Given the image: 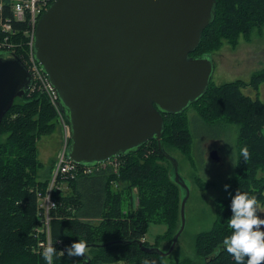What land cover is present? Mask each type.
<instances>
[{"label":"trees","instance_id":"1","mask_svg":"<svg viewBox=\"0 0 264 264\" xmlns=\"http://www.w3.org/2000/svg\"><path fill=\"white\" fill-rule=\"evenodd\" d=\"M253 1H257V6ZM2 10V18L9 20L17 32L9 38L13 50L0 49V53L10 51L24 61L23 55L28 51L24 25L11 19L6 2ZM244 11L247 15H243ZM215 12L214 21L204 29L191 56L211 54L206 43L221 22L231 29L238 24L244 30L245 24H250L249 29L257 26L264 20V0H216ZM3 36L0 30V40ZM263 80L264 68L253 74L250 84L257 88ZM240 86V81L220 87L209 84L204 96L192 105L208 102L209 112L202 106L199 109L198 116L203 122L225 116L239 124V179H230V191L233 194L235 190L247 191L264 202V178H255L256 171L264 168V103L244 96ZM184 112L164 115L160 148L157 140L152 139L137 151L119 156L118 173L102 167L89 173L80 171L57 177L51 189L56 206L49 211L50 244L59 250L83 238L89 247L83 257H68L65 250L54 259V264H144L145 260L154 264H237L222 244L224 237L232 232L228 222L231 210L225 203H217L216 212L227 226L219 227L215 223L208 232L196 235L194 258L185 256L170 262L166 256L145 252L139 245L141 242L147 247H157L163 241L171 244L180 226L181 190L171 177L172 165L163 152L169 143L188 153L191 120L188 129L181 118ZM55 113L45 96L27 91L24 97L14 100L1 120L0 264H47L43 249L38 246L46 236L36 231L43 225L36 191L46 192L51 169L44 170V180H38L42 164L37 157V140L55 130ZM245 145L250 152L247 160L240 155V148ZM64 184L66 192L62 188ZM150 223L166 225L153 244L144 238Z\"/></svg>","mask_w":264,"mask_h":264},{"label":"water","instance_id":"2","mask_svg":"<svg viewBox=\"0 0 264 264\" xmlns=\"http://www.w3.org/2000/svg\"><path fill=\"white\" fill-rule=\"evenodd\" d=\"M216 0H53L32 37V54L55 88L70 141L66 156L93 167L137 151L155 139L160 148L164 115L184 112L206 93L213 63L209 54L190 56L215 19ZM32 84L15 53H0V124L16 98ZM171 177L182 191L184 228L189 189L175 159ZM217 159L216 151L210 153ZM88 262V261H87Z\"/></svg>","mask_w":264,"mask_h":264},{"label":"rangeland","instance_id":"3","mask_svg":"<svg viewBox=\"0 0 264 264\" xmlns=\"http://www.w3.org/2000/svg\"><path fill=\"white\" fill-rule=\"evenodd\" d=\"M252 3L257 6V1ZM243 15L247 13L244 11ZM223 24L221 22L218 25L220 27L213 30V38H209L206 43L214 67L211 87L240 81L239 89L244 96L251 100L259 99L264 103V80L257 88L250 84L253 74L264 68V20H260L258 25L251 29L250 24H245V30L240 24L232 29L227 25L222 26ZM25 37L28 38L26 43L29 49L30 35ZM201 106L203 110L210 111L208 102L205 101L202 104H191L181 116L188 129L191 120L192 136L188 153L169 143L165 145L166 153L176 160L178 173L189 189L184 208V228L175 248L166 256L170 262L185 256L194 258L196 235L208 232L215 223L219 224V227L227 226V223L221 222V216L216 212V204L229 205L231 197L225 192L223 185L229 183L232 177L233 180L239 179V124L225 116H217L209 122H203L198 116ZM55 122V130L37 140V157L42 164L37 173L38 180H44V170H52L61 151L63 136L56 113ZM212 151H216L218 158L215 160L210 157ZM255 178H264V168L256 171ZM113 187L116 189V185ZM62 188L67 191L66 184L62 185ZM259 214L264 215V204ZM165 227L166 225L150 223L144 236L145 240L153 244L155 236L162 234ZM169 245L170 241H163L157 247L164 251Z\"/></svg>","mask_w":264,"mask_h":264},{"label":"built area","instance_id":"4","mask_svg":"<svg viewBox=\"0 0 264 264\" xmlns=\"http://www.w3.org/2000/svg\"><path fill=\"white\" fill-rule=\"evenodd\" d=\"M52 1L53 0H0V30L3 34H5V36H3V39L0 40V49L13 50L12 47L14 46L11 44L9 38L17 32L12 26V23H9V20L2 18V8L4 3L6 2L12 16L11 19L16 22L23 23L24 34L30 35L29 49L27 53L23 55L24 64L27 67L32 78V84L28 91L30 94L39 93L45 96L51 107L58 114V123L61 126L63 136L61 151L58 154L54 166L51 170V177L47 190L44 194L39 190L36 191V196L39 203L38 206L40 209H42L43 214V225L36 231L42 232L46 236L45 241L38 242V246L42 249L50 244L49 211L56 206L55 200H53L51 197V189L55 185L57 177L59 175H66L67 173L72 174L80 171L83 173H89L94 169H99L102 167H110L112 169V172L115 174L118 173V167L121 163L119 157H114L111 160L93 167L80 166L79 168L77 164H74L66 157V147L70 138L69 128L60 112L57 92L55 88L50 84L47 76L42 71L39 63L34 59L32 54V37L36 24L41 14L47 9Z\"/></svg>","mask_w":264,"mask_h":264},{"label":"clouds","instance_id":"5","mask_svg":"<svg viewBox=\"0 0 264 264\" xmlns=\"http://www.w3.org/2000/svg\"><path fill=\"white\" fill-rule=\"evenodd\" d=\"M240 155L245 160L249 158L247 145L240 148ZM206 176L209 179V176ZM231 187L230 183L223 185L225 192L231 197L229 204L231 216L228 222L232 232L224 237L222 244L237 264H264V215L259 214L264 202L260 201L256 194L247 191L235 190L233 194L230 191ZM88 247V241L81 238L59 250L53 244H49L44 247L42 255L47 264H54V259L63 255L65 250L68 257H83ZM144 264H154V262L145 260Z\"/></svg>","mask_w":264,"mask_h":264},{"label":"crops","instance_id":"6","mask_svg":"<svg viewBox=\"0 0 264 264\" xmlns=\"http://www.w3.org/2000/svg\"><path fill=\"white\" fill-rule=\"evenodd\" d=\"M44 177H45V172H44ZM116 264V263H115ZM119 264V263H118Z\"/></svg>","mask_w":264,"mask_h":264}]
</instances>
